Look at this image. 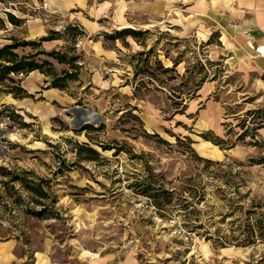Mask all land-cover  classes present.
Wrapping results in <instances>:
<instances>
[{"label": "rangeland", "instance_id": "obj_1", "mask_svg": "<svg viewBox=\"0 0 264 264\" xmlns=\"http://www.w3.org/2000/svg\"><path fill=\"white\" fill-rule=\"evenodd\" d=\"M4 12L22 23L5 21L0 46L68 25L86 36L71 52L83 64L79 81L66 91L52 93L34 71L19 76L32 98L0 96V167L32 172L27 177L43 180L48 193L46 212L36 216L41 199L19 182L3 185L9 177L0 171V264H264V241L237 245L240 229L264 212V78L226 64L217 33L194 34L181 13L158 14L145 0H10L0 18ZM125 29L147 32L105 38ZM67 46L61 39L41 49L65 53ZM151 48L153 76L135 74L145 58L138 54ZM84 124L100 129L74 132ZM75 142H89L99 159L78 162ZM201 158L212 162L207 171ZM148 178L175 196L191 184L204 192L189 220L227 243L204 240L203 229L188 231L180 209H155L135 185Z\"/></svg>", "mask_w": 264, "mask_h": 264}, {"label": "trees", "instance_id": "obj_2", "mask_svg": "<svg viewBox=\"0 0 264 264\" xmlns=\"http://www.w3.org/2000/svg\"><path fill=\"white\" fill-rule=\"evenodd\" d=\"M10 0H0V5L9 3ZM6 18H0V29L4 27L5 21L9 22L12 26L18 27L22 23V20L19 18H15L11 13L4 12ZM147 31H137L131 29H125L117 33V36L107 35L105 34V38L107 39H115L124 36H131L134 39H139L141 35L146 33ZM47 36L40 37L37 40L32 41H19L16 38H9L11 40L10 43L4 44L0 46V96L1 95H10L13 99H24V98H32L33 95L29 94L27 90L22 85V78L19 76H27L31 72L38 71L39 73L44 75V82L48 83V87L53 89H59L62 91H66L68 88L69 82H78L79 81V72L83 68V64H77V61L80 60V56L71 52L76 51V39L80 37L86 36V33L83 29L75 25H68L63 28V30L54 31L50 30ZM63 40L69 46L66 47L65 53L60 51L51 50L46 51L41 49V46L44 42L48 41H55V40ZM26 47H30L32 51L26 54H19L17 52L18 49H23ZM152 54V48L146 52H140L138 55L145 56V58L140 59V62L143 63L142 65L135 66L138 68L135 70V74L146 73L153 76L152 72H148V64H149V57ZM160 63V62H159ZM57 65H65L69 69L61 68L60 72L58 73L55 67ZM174 66H176L177 61H173ZM164 72H169L172 68H163ZM200 71L204 72V68L201 65ZM206 77V72L200 78V82L204 81ZM154 79V78H151ZM164 83V82H161ZM198 86V85H197ZM178 91V98L181 99L183 96L181 92H179V88H176ZM182 101V99H181ZM81 104V103H80ZM182 105V104H181ZM4 108H9L7 106H3ZM22 126H27V124L22 123ZM100 127H93L90 124H84L78 130H74L75 133L81 132H89L97 131ZM258 129V128H257ZM256 129V130H257ZM246 136V131L239 135L238 139H243ZM205 140L211 141L212 139L205 137ZM213 142L215 144H220L221 139L215 138ZM190 142V141H189ZM75 144V154L77 157V161H97L100 157L99 152L93 148L89 142H82V143H74ZM98 145L102 150L110 149L107 146H103L101 143H95ZM200 159V158H199ZM202 159V158H201ZM206 164L202 167L204 171L209 169V165H212V162L207 159H202ZM217 168H221L223 163H214ZM229 166V165H226ZM243 167V165H239ZM1 175L4 177H9L8 182H2L3 185H8L10 182H19L21 186L28 191L30 194H34L41 200H36L37 203L43 206L41 211L35 213L36 216L42 215V213L46 212V206L42 202L48 198V193L44 190L43 180L34 181L27 176H32L33 173L30 171H21L19 174L14 175L12 172L6 170L4 167H0ZM219 174L224 172V170H218ZM224 174H229V172H224ZM222 177V176H216ZM138 188V194H141L148 199L152 200V205L158 211H168L170 209H180L182 210L181 214L184 217V227L188 229V231H194V228L203 229V232L200 235L204 240L210 241L212 240L215 245H223L227 243L228 237L227 236H220L218 234L214 235L209 228H204L203 224H199L194 226L190 220V215H196V204H200L201 201L205 199L204 192L202 194L197 193L194 189V185L191 184L186 188H182L180 193L175 196V190H167L163 188V186L159 185L156 186L153 182H151V178L144 179L142 181L136 182L135 184ZM203 187H201V190ZM187 192L188 195L184 196V192ZM177 199L178 203L171 204L173 199ZM55 203L53 199L51 201ZM191 207V208H190ZM233 208L225 214L224 216L231 215L233 213ZM249 212V213H248ZM31 213V212H30ZM33 213V212H32ZM244 214H255L254 210H248L244 212ZM162 215V214H161ZM198 217H196L197 219ZM248 218H246V221ZM249 226L247 224L241 228V234L244 235L242 239L239 240L237 245H249L255 243V241H264V212L261 213V216L255 219L254 223L247 229Z\"/></svg>", "mask_w": 264, "mask_h": 264}, {"label": "crops", "instance_id": "obj_3", "mask_svg": "<svg viewBox=\"0 0 264 264\" xmlns=\"http://www.w3.org/2000/svg\"><path fill=\"white\" fill-rule=\"evenodd\" d=\"M145 1L158 14L181 13L182 24L194 34L206 32L208 39L217 33L227 52L223 54L226 64L233 63L231 67L239 73L264 78V0ZM49 91L56 93L57 89Z\"/></svg>", "mask_w": 264, "mask_h": 264}]
</instances>
